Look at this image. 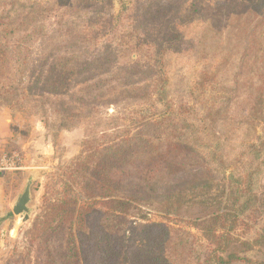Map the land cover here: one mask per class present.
Wrapping results in <instances>:
<instances>
[{
	"label": "trees",
	"instance_id": "1",
	"mask_svg": "<svg viewBox=\"0 0 264 264\" xmlns=\"http://www.w3.org/2000/svg\"><path fill=\"white\" fill-rule=\"evenodd\" d=\"M210 1L140 0L130 13L136 18L134 24L122 36L128 41L114 45L111 39L99 48L96 41L88 42V31L77 38L74 19L66 18L89 0L45 4L0 0V52L14 53L15 74L22 75L29 67L26 55L38 30L30 26L63 7L51 49L65 53L49 65L44 90L69 94L64 85L82 75L81 87L71 93L76 104L87 106L88 111L99 97L109 95L123 105L116 104L119 110L114 116L94 120L98 128L103 124V130L96 131L100 136L86 133L81 155L60 181L63 192L47 200L44 215L29 233L30 264H89L90 256L94 264H238L251 262L246 255L264 248V190L259 189L264 135L257 133L258 126L264 132L261 9L249 11L247 6L238 11V17L245 18L237 32V52L217 69L224 72L222 81L210 78L215 80L212 89L221 93L215 100L218 105L208 110L212 127L226 122L234 92L247 93L257 107L248 118V156L221 182L211 169L225 164L221 138L181 117L168 99V54L201 60L196 54H202L212 23L194 39L189 34L192 25L209 12ZM24 11L20 23L9 24ZM21 30L22 35H16ZM229 62L233 75L225 79L223 68ZM109 70L108 77L101 78ZM95 77L99 79L87 84ZM129 105L142 109L134 129L122 128L132 115ZM100 138L102 142L96 144ZM215 189L219 193L214 195ZM146 211L166 221H152ZM132 212L143 222L129 221L127 217H137ZM97 214L102 223L94 228L90 224Z\"/></svg>",
	"mask_w": 264,
	"mask_h": 264
},
{
	"label": "rangeland",
	"instance_id": "2",
	"mask_svg": "<svg viewBox=\"0 0 264 264\" xmlns=\"http://www.w3.org/2000/svg\"><path fill=\"white\" fill-rule=\"evenodd\" d=\"M29 3L45 4L53 0H21ZM89 4L83 2L75 8V11L66 15L67 20L74 19L72 25L74 35L82 37V31L90 33V41L114 45L117 42L128 41L129 37L122 38L123 34L130 30L134 24L135 17L130 13L140 0H89ZM257 3V4H255ZM205 18L192 25L189 39H194L203 31L208 23H212L209 32L203 42L201 60L197 61L188 55L168 54L169 63L165 69L168 75L169 100L173 108L181 117L193 121L198 126L209 129L207 134L215 132L222 143V153L225 164L211 166V169L219 182L225 175L234 169L240 160L244 161L247 156L248 147V118L249 114L256 110V105L245 92H234L227 114V120L220 121L212 127L207 119L208 110L218 105L217 95L221 93L212 89L213 81L224 79V72H217L220 65L226 62V58L233 57L232 53L237 52V32L244 23L245 16L238 17V11L249 7L261 9L259 16L264 15V0H211L207 2ZM260 4V5H259ZM81 9L83 11H76ZM64 8L59 7L54 14L36 25L38 30L32 39L28 59L29 67L22 75L14 72V53L11 50L0 52V156L20 155L25 161V170L9 173L0 177V264H30L28 261V240L33 224L44 215L47 200H55L58 194L63 192V185L60 181L65 173L69 174L71 163L76 160L83 151V142L88 132L89 137L100 136L96 131L103 130L93 125L95 119H107L114 116L118 106L122 103H115L114 98L109 95L99 97L88 107L76 104L71 100V93L77 91L82 83V75H75L70 79L64 89L69 94H50L44 86L49 65L56 57H62L64 50L56 52L55 42L57 41L55 29ZM26 12H22L10 21L9 24L17 25L24 18ZM214 17V19H213ZM16 33L21 36L24 32ZM137 36L135 35L133 39ZM78 40V39H77ZM11 42V41H10ZM51 54V55H49ZM240 53L236 55L239 57ZM135 55H133L134 57ZM45 62V64H43ZM225 79L232 76L233 66L229 62L224 68ZM110 74L103 72L101 78H107ZM215 76V80L210 78ZM100 77V76H99ZM95 77L87 84L96 82ZM218 80V81H219ZM147 81V80H145ZM217 82V81H216ZM143 85V82L136 84ZM69 84V85H68ZM16 90L13 91L12 89ZM121 89V88H120ZM119 89V90H120ZM221 103V101L219 102ZM159 107L162 105L159 103ZM131 110L129 118L122 124V128H132L140 120L142 109L129 105ZM148 110H143V113ZM79 114V116H77ZM137 114V119L133 117ZM224 114V113H223ZM218 116L220 119L222 116ZM258 135H264L261 126L257 128ZM102 142V138L98 143ZM32 174V214L30 221L21 223L19 218L12 212V205L16 197L21 193L27 178ZM136 182V181H133ZM259 189L264 190V168L259 177ZM215 189L213 194H218ZM104 210L103 206H98ZM152 221H166L162 216L146 211ZM134 218L127 217L131 222H143L136 212H132ZM101 215L97 214L92 218L90 226L97 228L102 221ZM104 222V221H103ZM91 234H89L90 238ZM91 249V245L88 246ZM251 262H240L238 264H264V248L257 249L246 255ZM89 264H94L90 256Z\"/></svg>",
	"mask_w": 264,
	"mask_h": 264
},
{
	"label": "water",
	"instance_id": "3",
	"mask_svg": "<svg viewBox=\"0 0 264 264\" xmlns=\"http://www.w3.org/2000/svg\"><path fill=\"white\" fill-rule=\"evenodd\" d=\"M32 176L33 175L30 174V176L27 178L21 193L16 197L12 205V212L19 218L21 223L30 221L33 211L30 207L32 202Z\"/></svg>",
	"mask_w": 264,
	"mask_h": 264
},
{
	"label": "built area",
	"instance_id": "4",
	"mask_svg": "<svg viewBox=\"0 0 264 264\" xmlns=\"http://www.w3.org/2000/svg\"><path fill=\"white\" fill-rule=\"evenodd\" d=\"M22 170H25V161L20 155L4 154L0 156V177Z\"/></svg>",
	"mask_w": 264,
	"mask_h": 264
},
{
	"label": "crops",
	"instance_id": "5",
	"mask_svg": "<svg viewBox=\"0 0 264 264\" xmlns=\"http://www.w3.org/2000/svg\"><path fill=\"white\" fill-rule=\"evenodd\" d=\"M1 115V114H0ZM0 198L2 199L3 197H2V195H0Z\"/></svg>",
	"mask_w": 264,
	"mask_h": 264
}]
</instances>
